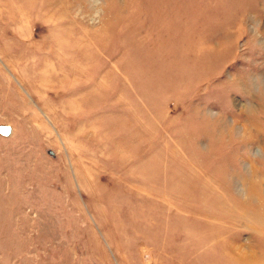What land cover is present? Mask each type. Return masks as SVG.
Here are the masks:
<instances>
[{
    "label": "rangeland",
    "instance_id": "obj_1",
    "mask_svg": "<svg viewBox=\"0 0 264 264\" xmlns=\"http://www.w3.org/2000/svg\"><path fill=\"white\" fill-rule=\"evenodd\" d=\"M0 264H264V0H0Z\"/></svg>",
    "mask_w": 264,
    "mask_h": 264
},
{
    "label": "water",
    "instance_id": "obj_2",
    "mask_svg": "<svg viewBox=\"0 0 264 264\" xmlns=\"http://www.w3.org/2000/svg\"><path fill=\"white\" fill-rule=\"evenodd\" d=\"M11 134V127L9 125H0V135L8 137Z\"/></svg>",
    "mask_w": 264,
    "mask_h": 264
}]
</instances>
